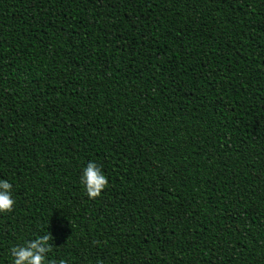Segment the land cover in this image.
<instances>
[{
  "label": "trees",
  "instance_id": "obj_1",
  "mask_svg": "<svg viewBox=\"0 0 264 264\" xmlns=\"http://www.w3.org/2000/svg\"><path fill=\"white\" fill-rule=\"evenodd\" d=\"M0 181V264H264V0H0Z\"/></svg>",
  "mask_w": 264,
  "mask_h": 264
},
{
  "label": "clouds",
  "instance_id": "obj_2",
  "mask_svg": "<svg viewBox=\"0 0 264 264\" xmlns=\"http://www.w3.org/2000/svg\"><path fill=\"white\" fill-rule=\"evenodd\" d=\"M81 183L84 185L89 198H98L108 186V179L101 168L94 162H89L83 170ZM12 184L8 181H0V213L13 211L15 200L11 194ZM51 234H44L34 240L28 241L23 246H14L10 249L12 264H54L47 260V254L51 251ZM94 243H99L95 241ZM59 264H67L61 260Z\"/></svg>",
  "mask_w": 264,
  "mask_h": 264
}]
</instances>
